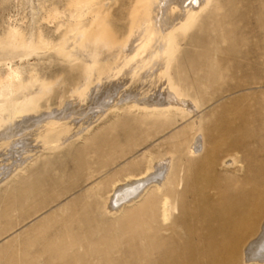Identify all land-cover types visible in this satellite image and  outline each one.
Returning a JSON list of instances; mask_svg holds the SVG:
<instances>
[{
    "label": "bare ground",
    "instance_id": "bare-ground-1",
    "mask_svg": "<svg viewBox=\"0 0 264 264\" xmlns=\"http://www.w3.org/2000/svg\"><path fill=\"white\" fill-rule=\"evenodd\" d=\"M96 2H74V22L56 44H30L17 29L0 38V65L52 50L76 75L46 81L36 74L0 87V192L58 152L84 183L108 177L86 193L82 212L65 205L48 218L32 238L43 245L36 257L50 264H264V80L240 77L264 69V0H140L123 37L99 15L91 30L81 27ZM190 30L206 32L212 46L219 38L226 44L229 57L209 77L187 72L196 63L183 48L196 45L181 35ZM217 86L214 103L248 102L249 113L255 103L254 134L242 135L231 116L205 119L204 95ZM109 115V128L101 127ZM181 125L174 141L113 174L136 152L115 161L99 158L108 146L93 150L108 130H124L133 142L146 127L139 148ZM150 130L156 135L142 139Z\"/></svg>",
    "mask_w": 264,
    "mask_h": 264
},
{
    "label": "rangeland",
    "instance_id": "rangeland-1",
    "mask_svg": "<svg viewBox=\"0 0 264 264\" xmlns=\"http://www.w3.org/2000/svg\"><path fill=\"white\" fill-rule=\"evenodd\" d=\"M75 1L76 0H0V38L4 37L10 30L17 29L25 36L26 41L28 43L30 42V44L37 45L39 42L38 38H41L40 40L48 44H56V42L58 43L61 40L69 25L74 22L71 16L74 11L73 4ZM139 2L140 0H97L93 8V13L83 19L81 27L85 31H89L87 29L91 30L94 16L99 15V20L103 21L104 18L103 26L107 30L116 32L119 36L123 37L124 34L129 32L135 22L136 6ZM185 35H181V37H186V41H188V38L193 37L196 45L195 47L184 45L183 48L187 55L190 56V58H188L189 62L195 61L196 63V65L187 67V72L192 78L196 74L209 77L213 69L223 68V66H215L220 63L221 60H227L229 57V55H226L222 51L226 44L221 38L217 40L215 46H212L206 41V38H208L206 32L197 34V36L194 30H190ZM203 40L204 42H202ZM200 41L202 43H200ZM66 66L70 65L55 55V52L52 50L48 53L35 55L28 60H16L12 64L0 65V87L7 85L11 81L15 84L20 82V80L22 82H28L36 74L46 81H52L60 75H65L67 79L71 80L76 75L70 70L68 73ZM243 73L240 77L254 76L257 79L261 78L264 80V69L259 71V73ZM14 74H17L18 78L15 77ZM220 90V86L213 87L204 95L206 108L203 114L205 119L212 114H216L217 118L215 121L220 122L223 120L222 117L231 116V120L236 126L242 125V127L240 126V133L242 135L251 136V134H254L252 129H254L255 125H253V123L261 117L256 112L255 103H249L251 107H254L255 113H249V111H246L247 109L243 110V106L248 108V102H240L237 100L235 102L231 100L230 102L225 99L224 102L214 103L212 98L217 92H220ZM200 96L203 98V93ZM110 116L111 115L100 123L101 127L105 128L107 126L106 128H109V124L106 125L105 123L112 117ZM245 124L247 126L248 124L252 125L253 128L247 129V127L243 126ZM138 127L141 128L142 126ZM183 127L184 126L181 125L168 133L165 131L162 134H158L157 137L153 138L154 141L152 139L149 144L139 148L137 147L136 141L144 131H148L146 127H142V130L138 128L140 133L133 137V142H129L124 137V130H108L107 136L102 138L108 142V145H106L103 140V142L100 141L96 146H93V150L102 149L100 145L108 146L107 149H104L105 151L101 152L99 158L103 160L112 158L115 161H118L125 153L131 151L136 152L135 156L126 159L127 162L123 160L119 163L120 165L118 164L115 166L111 171L113 174L126 164L138 163L139 160L137 159H139L144 152L148 150L156 151L158 145H167V143L172 142L175 133L181 131ZM150 131L147 132L150 134L145 135L142 139L150 135L152 137L156 135L153 130ZM79 143L78 146L82 145L83 140ZM62 152L64 153V150ZM51 155L48 154V156H45L48 159H45V157L39 159L38 163H35L34 166H30V169L28 168L27 173H24L21 176L22 178L17 180V183L14 182V185L12 184L8 189L3 187L0 192V264H50L52 262L50 257H36L37 254H40L43 245H33V236L42 233L43 226L48 224V218L56 213L59 214V211H61V208L65 207V205H69L71 208L70 211H72L71 214H75V209L78 208L79 212H82L83 204L86 200V193L90 191L96 183L105 181L108 178L107 176H98L94 180L84 183L83 176H78L79 173L76 174L73 171L69 159L63 158V160L59 158V152L52 153ZM56 155L57 160L59 158V162L55 159ZM46 164H48V167L45 169L43 167ZM39 165L40 167L38 168ZM121 165L123 167H121ZM25 181L29 183L31 181L35 182H31L32 185H29L24 190H20L21 187H19V184ZM90 211L92 212V216H94L95 211ZM54 230L55 229L50 230L49 233L54 232Z\"/></svg>",
    "mask_w": 264,
    "mask_h": 264
}]
</instances>
